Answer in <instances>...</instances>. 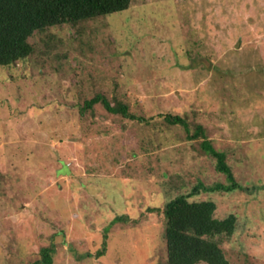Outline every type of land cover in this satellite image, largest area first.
<instances>
[{
    "label": "rangeland",
    "instance_id": "rangeland-1",
    "mask_svg": "<svg viewBox=\"0 0 264 264\" xmlns=\"http://www.w3.org/2000/svg\"><path fill=\"white\" fill-rule=\"evenodd\" d=\"M29 42L0 65V264H166L162 209L196 185L236 216L229 264H264V0H130ZM96 94L143 120L82 110Z\"/></svg>",
    "mask_w": 264,
    "mask_h": 264
},
{
    "label": "trees",
    "instance_id": "trees-1",
    "mask_svg": "<svg viewBox=\"0 0 264 264\" xmlns=\"http://www.w3.org/2000/svg\"><path fill=\"white\" fill-rule=\"evenodd\" d=\"M129 4L130 0H0V65L14 64L32 54L33 46L29 38L35 32L65 23L76 25L88 19L121 12ZM99 102L112 114L143 120V117L130 113L125 103L117 101L112 104L101 94L85 100L82 110L91 109ZM165 116L171 123L185 125L179 116ZM201 134L203 128L196 126L190 136L197 138ZM200 144L205 152L216 158L217 170L225 174L230 182V185L216 184L212 188L226 191L236 189L238 185L232 179L223 153L216 152L205 138ZM200 187L196 185L187 194L176 196L162 209L165 217L166 264H229L215 237L231 236L236 228V216L230 213L223 218L216 217V204L210 199L190 201L189 198L197 194ZM127 218L126 215H118L110 221L103 230L101 246L93 255L100 257L106 252L110 226ZM52 250L51 246L42 248L41 258L35 262L51 264Z\"/></svg>",
    "mask_w": 264,
    "mask_h": 264
}]
</instances>
